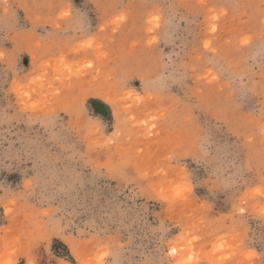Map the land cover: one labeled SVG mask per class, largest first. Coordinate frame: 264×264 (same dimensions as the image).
Returning <instances> with one entry per match:
<instances>
[{
    "label": "rangeland",
    "instance_id": "rangeland-1",
    "mask_svg": "<svg viewBox=\"0 0 264 264\" xmlns=\"http://www.w3.org/2000/svg\"><path fill=\"white\" fill-rule=\"evenodd\" d=\"M0 264H264V0H0Z\"/></svg>",
    "mask_w": 264,
    "mask_h": 264
}]
</instances>
